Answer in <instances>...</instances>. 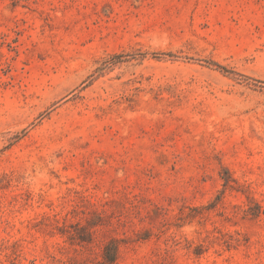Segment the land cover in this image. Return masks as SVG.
I'll list each match as a JSON object with an SVG mask.
<instances>
[{
  "label": "rangeland",
  "instance_id": "obj_1",
  "mask_svg": "<svg viewBox=\"0 0 264 264\" xmlns=\"http://www.w3.org/2000/svg\"><path fill=\"white\" fill-rule=\"evenodd\" d=\"M0 264H264V0H0Z\"/></svg>",
  "mask_w": 264,
  "mask_h": 264
}]
</instances>
